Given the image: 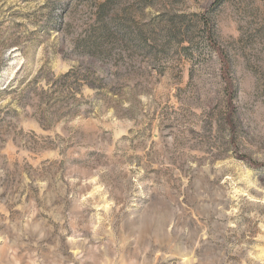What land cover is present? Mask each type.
Masks as SVG:
<instances>
[{
	"label": "rangeland",
	"instance_id": "rangeland-1",
	"mask_svg": "<svg viewBox=\"0 0 264 264\" xmlns=\"http://www.w3.org/2000/svg\"><path fill=\"white\" fill-rule=\"evenodd\" d=\"M0 264H264V0H0Z\"/></svg>",
	"mask_w": 264,
	"mask_h": 264
},
{
	"label": "trees",
	"instance_id": "trees-1",
	"mask_svg": "<svg viewBox=\"0 0 264 264\" xmlns=\"http://www.w3.org/2000/svg\"><path fill=\"white\" fill-rule=\"evenodd\" d=\"M212 43V42H211ZM215 46V45H214ZM215 48H216V46H215ZM225 65H227L226 63H225Z\"/></svg>",
	"mask_w": 264,
	"mask_h": 264
}]
</instances>
